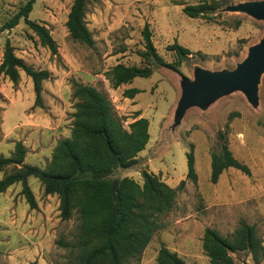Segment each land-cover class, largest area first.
<instances>
[{"label": "rangeland", "instance_id": "1", "mask_svg": "<svg viewBox=\"0 0 264 264\" xmlns=\"http://www.w3.org/2000/svg\"><path fill=\"white\" fill-rule=\"evenodd\" d=\"M27 1L0 0V26ZM212 1L218 2L216 9L198 17L183 11L185 5ZM247 1L262 0H87L85 21L94 38V45L88 46L73 39L66 25L74 0H36L29 18L49 29L58 53L44 46L23 18L0 33V65L9 40L15 54L27 64L51 72L43 81V106L35 105L32 78L23 70L17 84L0 72V156L11 157L21 142L26 148L23 162L46 168L59 141L71 135L79 101L73 95L74 82L94 86L110 99L125 128L135 120L137 111L138 117L150 122V140L138 162L117 168L110 178L130 177L143 185L146 171L171 187L186 180L172 208L157 217L160 227L140 258L126 264H157L162 246L177 252L187 264H212L203 247L205 229L214 228L230 238L241 220L254 226L264 245V71L256 101L238 88L205 106L193 104L177 115L183 84L196 79L197 69H234L263 38L264 19L230 9ZM146 24L166 65L142 56ZM174 42L192 53L179 59L167 49ZM120 63L149 65L152 75L115 87L110 71ZM171 63L177 69L167 65ZM132 87L141 92L126 97L124 91ZM221 131H226L234 156L250 167V175L230 167L216 183L211 181V154L219 151ZM191 144L196 183L186 177V153ZM14 168L11 164L0 170V179ZM28 184L36 208L21 193L20 182L0 193V264H79L78 247L72 246L79 234L77 210L71 218L62 219L59 195L45 193L34 176L28 178ZM231 255L236 264H264V260L255 263L246 252Z\"/></svg>", "mask_w": 264, "mask_h": 264}, {"label": "trees", "instance_id": "2", "mask_svg": "<svg viewBox=\"0 0 264 264\" xmlns=\"http://www.w3.org/2000/svg\"><path fill=\"white\" fill-rule=\"evenodd\" d=\"M36 0H28L4 25L13 28L23 18L38 35L41 43L53 54L58 53L57 43L49 29L29 18ZM87 0H74L66 22L70 36L88 46L94 45L92 32L85 21ZM218 6L217 1L185 5L183 11L190 17H198ZM146 50L142 56L153 57L158 63L166 62L157 53L152 41L149 25L143 29ZM176 52L179 59L191 54V50L178 42L167 46ZM177 69L175 63L167 64ZM20 70L32 78L35 105L43 106V81L51 77L48 69H35L14 52L8 40L5 45L0 72L14 84L20 80ZM152 75V67L117 64L110 71L115 87L131 82L135 77ZM141 92L136 87L124 91L133 98ZM73 95L79 99L73 113L71 135L61 139L46 168L24 163L26 148L16 144L11 157L0 156V170L14 164V171L0 179V193L20 182L21 193L30 207L36 208L35 195L28 184L34 176L44 185L45 193H56L60 197V216L69 219L73 211L79 214V234L76 255L79 264H126L130 259H139L143 250L160 227L157 217L169 211L178 192L186 180L177 187L161 181L158 175L144 172V183L139 184L130 177L111 179L117 168H128L138 162V155L150 140L149 119L137 111L135 120L125 128L122 118L116 115L112 102L96 87L74 82ZM219 151L211 154V181L216 183L220 175L230 167L250 175V167L237 159L229 148L226 131L219 132ZM187 179L198 180L195 168L193 144L186 153ZM21 163V164H20ZM20 166H18V165ZM69 244H66L68 246ZM203 247L212 264H236L231 252H246L255 263L264 260V245L253 225L241 220L239 228L229 237L218 230L207 227L203 236ZM30 264H37L31 262ZM157 264H187L177 252L162 246L158 252Z\"/></svg>", "mask_w": 264, "mask_h": 264}, {"label": "water", "instance_id": "3", "mask_svg": "<svg viewBox=\"0 0 264 264\" xmlns=\"http://www.w3.org/2000/svg\"><path fill=\"white\" fill-rule=\"evenodd\" d=\"M230 9L264 19V0L242 2ZM263 71L264 36L250 48L248 55L234 69L215 72L203 68L197 69L196 79L183 84L177 115H183L193 104L205 106L217 96L238 88L246 93L250 101H256L258 83Z\"/></svg>", "mask_w": 264, "mask_h": 264}]
</instances>
